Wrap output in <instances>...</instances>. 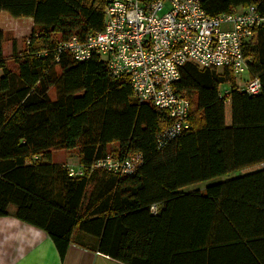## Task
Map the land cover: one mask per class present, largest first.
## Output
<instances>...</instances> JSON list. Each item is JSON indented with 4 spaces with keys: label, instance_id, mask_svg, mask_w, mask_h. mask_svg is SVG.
Returning a JSON list of instances; mask_svg holds the SVG:
<instances>
[{
    "label": "trees",
    "instance_id": "16d2710c",
    "mask_svg": "<svg viewBox=\"0 0 264 264\" xmlns=\"http://www.w3.org/2000/svg\"><path fill=\"white\" fill-rule=\"evenodd\" d=\"M107 1L0 0V12L33 23L9 59L0 31V217L45 232L61 258L80 230L125 264H164L186 251L212 258L219 249L226 259L242 252L228 264H264V167L252 169L264 163V23L243 50L261 90L247 94L230 70L187 61L174 89L189 101V128L160 142L166 110L139 102L100 55L57 53L66 39L102 30ZM199 2L211 16L251 5L264 16V0ZM112 144L119 158L141 154V165L128 175L90 170ZM56 150L75 151L85 174L69 176L52 161ZM220 176L228 178L184 190Z\"/></svg>",
    "mask_w": 264,
    "mask_h": 264
},
{
    "label": "built area",
    "instance_id": "2783aa9c",
    "mask_svg": "<svg viewBox=\"0 0 264 264\" xmlns=\"http://www.w3.org/2000/svg\"><path fill=\"white\" fill-rule=\"evenodd\" d=\"M264 23L255 6L240 12L207 14L199 0H108L102 30L83 40L72 36L57 46L74 60L100 55L112 76L127 78L134 97L169 114L170 123L157 140L174 138L189 128V101L174 89L180 69L189 60L205 68L247 70L244 46L255 27ZM239 90L255 95L261 90L257 77H249ZM225 94L227 90L221 89ZM142 163L139 153L119 158L117 152L90 167L128 175ZM71 177L85 174L76 164H65ZM264 167V163L258 165ZM153 208V207H152Z\"/></svg>",
    "mask_w": 264,
    "mask_h": 264
},
{
    "label": "crops",
    "instance_id": "0c3cea01",
    "mask_svg": "<svg viewBox=\"0 0 264 264\" xmlns=\"http://www.w3.org/2000/svg\"><path fill=\"white\" fill-rule=\"evenodd\" d=\"M2 16V15H0ZM4 16V15H3ZM13 212V208H10ZM212 258L194 257L191 252L168 255L164 264H228L235 259L225 258L222 249L217 250ZM165 259L163 255H157ZM0 264H125L98 252V238L90 236L80 230H74L70 244L63 258L49 236L13 216L0 217Z\"/></svg>",
    "mask_w": 264,
    "mask_h": 264
},
{
    "label": "rangeland",
    "instance_id": "374dc122",
    "mask_svg": "<svg viewBox=\"0 0 264 264\" xmlns=\"http://www.w3.org/2000/svg\"><path fill=\"white\" fill-rule=\"evenodd\" d=\"M0 31L3 33V42H2V53L3 56L7 59L10 58V55L12 53V47H13V41H17L19 45H21L22 42L27 41V38L31 34V31L33 29V23L30 18L22 17V18H14L10 16L6 12H0ZM4 15V16H3ZM8 66L11 68H14V65L10 60L7 61ZM220 72L221 69H218ZM237 86L240 87L243 85V83L248 80L249 73L248 70L244 69L242 72L238 74H233ZM225 89H229V85L225 84ZM50 97L54 98V90H50ZM111 152L109 154H115L117 152V147L115 144H112L110 146ZM52 161L54 163H64V164H70L75 166L78 164L77 156L75 154V151L70 150H56L52 152ZM258 166L253 167L252 169H256ZM228 178V176H220L217 178H214L209 181H204L197 184H192L190 186H187L184 190H203L207 185L224 181Z\"/></svg>",
    "mask_w": 264,
    "mask_h": 264
},
{
    "label": "bare ground",
    "instance_id": "6f19581e",
    "mask_svg": "<svg viewBox=\"0 0 264 264\" xmlns=\"http://www.w3.org/2000/svg\"><path fill=\"white\" fill-rule=\"evenodd\" d=\"M192 62V61H191Z\"/></svg>",
    "mask_w": 264,
    "mask_h": 264
}]
</instances>
